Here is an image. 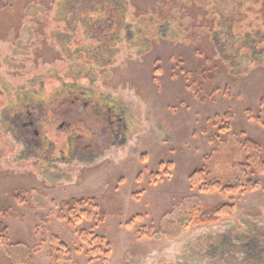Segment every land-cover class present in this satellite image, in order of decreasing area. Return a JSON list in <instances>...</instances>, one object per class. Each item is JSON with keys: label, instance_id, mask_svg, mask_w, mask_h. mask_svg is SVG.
<instances>
[{"label": "rangeland", "instance_id": "374dc122", "mask_svg": "<svg viewBox=\"0 0 264 264\" xmlns=\"http://www.w3.org/2000/svg\"><path fill=\"white\" fill-rule=\"evenodd\" d=\"M58 74L91 96L65 103ZM246 142L264 161V0H0V264H264ZM198 171L257 188L202 192ZM72 201L90 214L73 227ZM84 230L109 256L91 261Z\"/></svg>", "mask_w": 264, "mask_h": 264}, {"label": "trees", "instance_id": "16d2710c", "mask_svg": "<svg viewBox=\"0 0 264 264\" xmlns=\"http://www.w3.org/2000/svg\"><path fill=\"white\" fill-rule=\"evenodd\" d=\"M117 12V11H116ZM79 24H80V20H79ZM83 28V25H80V29ZM128 30H131L130 28ZM84 31V30H83ZM81 31V32H83ZM125 33V32H124ZM128 38L132 39L133 34L131 33V31H129L128 33ZM109 40V39H108ZM58 79H56V85L55 86H51L49 87V89L51 90L52 93H56L59 91L63 92V99L64 102H71V103H75L79 100L80 95H85L88 99V96L90 97L91 94H88V91L86 89L82 90V88H79V86L81 87L82 83H80V81L82 80V77H69L67 75H59L57 76ZM85 80V79H84ZM91 81V80H90ZM39 84L37 85V89H39ZM79 91V92H78ZM80 94L79 96L76 95ZM52 121V120H51ZM20 117L16 119L15 123L16 125L19 127L20 126ZM30 146H34V143L36 144L35 146H37V148H39L41 146V142H40V137L35 134L34 138L31 142H27ZM247 146V162L245 164V171H251L253 173H264V161L262 159L259 147L257 145H253L251 142H246L245 143ZM77 149V148H76ZM250 168V169H249ZM190 183H192V187L193 188H198V190L200 189V191L202 192H219L222 195H232L234 193H239V194H246L247 192H251L253 190H255L257 188V185L249 180H247L245 183L242 184H235L233 187H225L223 185H221L218 181L217 182H207L206 179H204V174L202 171H198L196 172L191 178H190ZM20 202H23L22 200ZM84 201H72L71 204L69 203H65L64 205L66 207H68V213L66 215H68L67 217V223H69V225H71V227L73 226H77V224L80 222L81 219H83L84 217L89 218V213L88 212H84V213H79L82 218L77 217V212L74 211L75 208L79 207V205H82ZM86 203V202H84ZM94 207H97L96 205ZM98 210V214L97 216L103 218L104 217V212L102 210ZM234 210V207H230L228 205H219L217 206L212 212H202L201 210L196 213L198 218L196 221V223H198V221L202 222V223H214V222H218L220 219L224 218L226 215H230ZM232 211V212H231ZM3 217H6L5 214L0 213V220H2ZM102 221V220H101ZM8 227L4 225V223H2L0 221V246L4 245V244H9V240L7 239V237H5L6 235H8ZM80 237L81 240L84 244H86L88 246V251H87V256L91 257V261H93L94 259H98L97 256H109L110 253V247L108 250L105 249L106 246V242L103 238L99 237L98 235H95L94 233L88 232V231H83L80 233ZM249 239L253 238L248 237ZM248 239V240H249ZM257 240H255V254H251L250 251H248V255L246 257L245 255V261L243 260V262H253L255 263V260H259L260 258V253H261V247L259 248L257 246ZM227 247L230 248V242H227ZM257 247V248H256ZM242 252L246 253L245 249V245L244 248H242ZM221 250V249H219ZM241 250V249H239ZM263 250V249H262ZM100 260V259H99ZM260 261V260H259ZM261 262V261H260Z\"/></svg>", "mask_w": 264, "mask_h": 264}, {"label": "flooded vegetation", "instance_id": "af4514ba", "mask_svg": "<svg viewBox=\"0 0 264 264\" xmlns=\"http://www.w3.org/2000/svg\"><path fill=\"white\" fill-rule=\"evenodd\" d=\"M30 120V119H29ZM23 126L26 128V127H29L31 129H33V127H35V122L33 121H30L29 123H24ZM36 132V131H35ZM36 134L38 135V132H36ZM119 136L118 133L115 134V138H117Z\"/></svg>", "mask_w": 264, "mask_h": 264}]
</instances>
